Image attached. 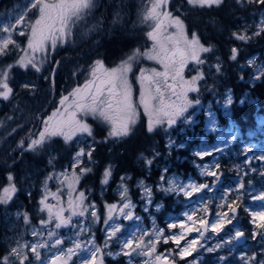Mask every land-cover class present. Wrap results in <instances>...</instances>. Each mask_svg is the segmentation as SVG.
<instances>
[{
    "label": "rangeland",
    "instance_id": "obj_1",
    "mask_svg": "<svg viewBox=\"0 0 264 264\" xmlns=\"http://www.w3.org/2000/svg\"><path fill=\"white\" fill-rule=\"evenodd\" d=\"M48 2L53 3L56 2V0H48ZM98 2L99 0H95L96 6L88 16L87 20L85 22H81L75 28H73L72 34L69 37V41L62 47L58 46L56 48V52H58V50L60 48H63L64 46L72 48L74 44L80 43L74 40L75 37L79 36V41H81L82 55L81 57H78V61L71 64V66L69 67L71 69V72L76 73L78 70L77 67L80 65V63L83 62L87 64V62L89 61L88 54L91 47L95 46L96 48L94 49H97V47L100 48V44L104 38L109 40L117 36L118 34H120L121 36H129L130 32L133 33L134 31H136V29L140 30L145 28L147 31L151 30V22H142L143 13L149 6L148 0H118L116 7H114V5L110 2V6L108 8L104 7L106 11L102 12V14L105 15L102 18L97 12V8L99 7ZM30 3L31 0L16 1L11 7H4V10L2 11L0 17V41H2L4 38H7L9 35L8 33L3 31V27L15 25L16 18L20 15H24L23 26H25V35L23 36L18 34L22 25H15V29L14 31H12V38L16 42V44L19 45V47H16V44H10L7 53L4 55H0V69H5L9 65L14 66L12 69V72L14 73L13 75L11 73L9 83L13 89L14 87L18 89V93L14 94L16 96L12 95L14 96L13 98H10L8 101L3 102L2 100H0V113H2V116L0 117V137L5 136L2 139L0 138V157L2 155V152L4 155H7L6 150L9 148H11L12 151L16 154L22 153V157L28 155L27 153H31L30 151H23L22 149H20L18 147L20 142L23 141L25 146H27V144L30 143V140L36 137L38 132L43 129L42 121L49 116L48 114L51 115V113L56 110L60 101L59 100L56 104H53V106L56 107L54 110H52V112H48L50 110L49 106H51V98L49 96L51 86H48V88L46 89L41 88L42 91L36 92V84L41 80L39 79L40 75L47 70L52 71L53 66L49 65L47 62L49 55L43 63L40 72H37L31 67H29L28 69H24L20 68L17 65L18 59L24 55V52L27 49V42L31 32V25L38 18L37 10L34 8H29ZM170 3L171 0H169V4L167 6L168 9H170ZM239 5L244 6V9L241 11L242 14L238 13L235 16L238 21L235 22V26L233 27L232 31H243V29L247 27L248 34L252 35L254 31L258 30L257 26L260 20L264 19V6L260 10V12H258L255 7L259 5V3H249L248 0H244L243 4ZM250 8H252V11H249ZM171 11H173V9ZM172 14L173 16H177L174 11L172 12ZM107 16L109 17L107 18ZM128 20L131 21V25L129 26ZM93 25H95V28H93ZM89 29L93 30L89 31ZM175 31V28L169 27L166 29L163 35L175 34ZM184 32L187 38L190 40L192 38V35H189L186 27L184 28ZM233 32L230 33L231 38H233ZM255 37H257L258 39V36H254L251 40H253ZM91 41L92 44H90ZM152 43L153 42L150 41L149 47L145 51L152 48ZM256 50L257 48H253L252 52ZM208 54L209 53H202L201 55L202 57L206 58ZM255 54L256 55H253L251 58L245 59L238 68L239 75L242 74V70H245V75L251 82H255L261 76H264V49L260 56L257 55V52ZM37 58L39 59V55L37 56ZM95 61L96 60H94V62ZM67 63L68 62L60 65L64 66L67 65ZM217 63H219V65L221 66L220 62H215L212 65H215ZM92 64H90V67ZM118 64L119 63L109 66L106 64V66L114 67ZM151 64L159 72L164 70L163 66L156 63L155 61L139 59L134 63L133 71L129 73V82L132 85L133 89V103L138 113L137 121L143 116L148 122V118L144 114L142 106L139 105L140 84L137 80V77L139 76V71L141 68L152 69L153 67L151 66ZM138 65H140V67H138ZM201 66L200 68L202 69ZM16 70L25 72L29 70L31 72L28 73L30 77H27V73H23L21 76ZM190 71L191 73H184L185 79H190L191 76L196 74V71H193L192 68L190 69ZM87 72L89 73L88 69ZM203 73L205 79H207L208 77L212 78L217 72L214 73L211 67L207 70V73H209L208 77L204 71ZM221 73L223 72L221 71ZM78 79L80 80L81 78L78 77L77 81ZM204 80L198 82V87L200 88L198 94H189V98H193L198 95L197 98L201 102L200 105L190 108L185 114L186 116L191 117L192 122L190 124L178 122L176 126L169 129L168 133H166V145L169 149L172 147L186 148L191 156L196 157L195 160H192L188 166L193 168L199 179H196L192 175L183 176L181 173H177L174 170H168V165L162 164L160 169L157 168L159 169V176L157 178V181L154 183H152L153 181L150 182L148 180V178H152L153 172H147L145 177L139 178L134 182H131V179H125L124 181V184L129 189L128 199H130L132 204L135 206L131 209V211L133 212L135 217H139V220H136L135 223L132 220L124 219V217L119 214L118 210L113 213V220L108 221L107 224L105 223V220L107 219L106 205L117 204L118 206H122L123 201H121L120 199L121 189L119 187L121 184L120 180L112 188V201L104 202L102 204V210L100 209V207H98L97 204H95V202H93L86 196V204H95L97 218H92L91 216L87 215L84 218L73 217V223L68 227L55 229V222H53L52 224H49L46 229H41L40 220L47 219V213H41L39 211V200L43 195V185L46 176L53 172H62L65 170L69 173V175H71V164L73 162L72 157L74 156L75 152L80 147H84L87 151L89 144L94 147V140L92 137L85 138L86 142L79 144L77 143V140H79L80 137H77L72 142H70L73 143V151L70 155L71 161L69 162V164L65 165L62 168L54 167L53 164L50 165L48 163L50 169L41 171L39 169H36L33 166V163L25 161L22 169L24 172L21 174V177L18 180L19 183L17 184L23 193L22 197L20 196L21 200H17V192L11 203H9L8 205H0V256L7 255L11 247L17 246V241H20V243L43 241L44 243L51 245L56 238L53 237L52 239H49L48 232L52 231L62 239V244L55 247L38 249V251L40 252L39 261L28 249H24V252L22 254H26L29 257L28 261H25V264H41L42 261H46L47 264H51V258L53 257V255L56 254L60 249H63L66 253L69 247L74 248V241L80 242L85 248H90L93 245L96 247H100L102 249V252L97 254V259L102 256L103 264H143V262L148 258L135 254H133V256L131 257L124 256L123 254L116 255V253L121 252L123 240L125 238H128V233L135 228L136 224H138L141 230H146L150 235L154 233L155 229L163 230L161 241L157 244V253L168 256L169 259L174 258L178 264H201L204 259V255L209 252L206 250L209 247L213 248L214 251L212 252L217 254L214 257V259L217 260L215 264H224V261H227L229 256L220 254L225 249L229 250V252L233 256H235L240 264H258L259 261L257 256L251 254L252 247H254L253 243L250 245L247 244L244 247H239L235 243V232L237 230H240L237 224V219L239 218L238 211H236V220L233 219L231 224L225 222L223 229L218 233L212 232L210 228H202L199 224V220L202 218L208 219L209 224H211L217 218L216 215L212 214L210 208V204L213 203V201H211V198L214 197L220 205L224 204L225 201H240L244 197L243 191L245 190L247 194H250L248 201L254 202L253 204H249L246 210H248L249 213L264 211V200L254 198L260 195H264V190L257 189L249 183H242V176L246 175L247 171L250 172L249 174H253L255 172L261 175L264 174V160L258 159L259 157L264 156V148L260 143L251 139L254 136V133L259 132L264 125V117L259 119V126L256 128V130L248 135V139L250 140L244 143L243 139L240 138V132L233 124L230 123L228 128L223 129L218 125L217 122L215 108H220L224 115L228 114L229 104H226V100L229 95H231L233 99L231 91L229 89H226V91H224L222 95L216 94L215 97H213V100H202L204 92L201 89H203L205 83H208V81L204 83ZM25 84H28L29 87H23V85ZM69 90L70 89H68V91ZM68 91L66 92L65 89L64 95L72 92V90H70L69 92ZM63 96H60V99ZM37 100L38 102H36ZM20 102H22V104L18 105V103ZM44 103L49 106L47 107L46 111L40 112L41 110H39V108ZM37 111H39L40 113H38ZM77 117L83 119L87 123L88 120L91 119L92 121L99 122L100 124L105 126L107 130L109 128V125L99 119L93 118V116L91 115L84 116L83 113H78ZM212 120H214L215 122V131L211 130L210 121ZM198 123L202 125V129L204 130L203 135L190 134L185 130L187 129L186 125L194 126ZM189 137H198L199 140L194 145L188 146L189 140L187 139ZM218 148L222 149V151H215V149ZM238 150L240 153H238ZM204 151H209L212 154L205 156L197 155L198 152ZM155 155L157 157V154ZM231 155H239L242 158L241 161L244 166L233 164L235 169H229L231 175L227 177L229 178V181H231L232 179L235 180L234 184L231 187L222 188L221 192H218L220 186L224 181L223 169H221V167L219 166V169L217 170L216 167L217 165H219L218 159H221L222 156L230 157ZM156 157L153 156L147 159L154 160ZM49 158H54L53 160L55 161L56 153L54 149H51L48 152V160ZM91 159L93 158L91 157ZM91 159L89 160L87 156L83 157V163L80 165V168L91 167L92 164H94V160L92 161ZM158 164L159 163H155V169ZM246 166L248 167L246 168ZM80 168H77L75 170L77 174H79ZM165 169H167L166 172ZM253 169L255 171H253ZM206 170L217 171L220 179L217 181L216 177L206 175ZM238 172H240V175L236 176ZM161 176H164V180H161ZM124 177L129 178V176ZM141 181H143V184L146 187L152 188V195L150 198L151 203L148 202L149 198L144 196L143 194V189L140 187ZM169 181H175V184L172 185V187L176 189L175 191L164 190L170 186ZM36 182L37 184L39 183V192L37 195L38 197L35 200V198H33L34 195L32 192L34 188L32 189V187H35ZM241 183L244 185L243 188L239 187ZM6 184L7 182L3 186H6ZM192 184H208L209 187L199 192H192V195L190 197L185 196L184 192L179 190L181 186L187 189L188 185ZM107 185L102 184V186H104L102 191L107 189ZM248 185L251 186L250 189H247ZM58 187L61 188L60 206L66 208L68 200V189L66 185L62 186L54 181L48 182V188L51 191H57ZM229 190L234 192V198H232L231 194H229ZM79 191L84 190H81L79 188L78 183L76 185V191L73 193V197L78 195ZM166 196H172L175 199L176 203L181 204L182 208L179 212H177L176 210L169 211L165 209V206L162 203L161 199L162 197ZM158 197H160V199ZM221 197H224V200H221ZM48 202L51 204H56V201L52 200L51 198H49ZM28 204L32 205L31 213L26 211V207ZM157 206H159V210H157ZM233 206L238 209L237 205ZM146 207L148 209L147 211H145ZM219 211H227L226 205ZM17 213L21 214L19 218L17 217ZM25 213H27L30 218L29 224L24 223L23 214ZM186 213L192 214V220L187 219V216L185 215ZM68 215L69 213L65 212V216ZM228 215L231 216L232 213L229 212ZM101 216L103 217V224L101 226V229L96 232L98 220H100ZM250 219L251 224L256 225L261 223L260 220H257L255 223H253L252 216L250 217ZM76 221H81V223L77 225ZM193 221H197V223L193 224ZM172 222H175L178 225L175 229L168 228L169 223ZM180 223H184L186 225L185 229H181L179 227ZM112 224L120 225L121 231L116 233V235L109 240L107 239L108 232L111 231L109 225ZM189 226L193 228V231L191 233H188L186 231V228ZM34 228L41 230L42 235L34 237L32 235V231ZM80 228H83L84 230L81 232L79 231ZM260 230L261 232L264 231L262 229ZM182 232L184 233L185 239L180 242L181 247L185 246L188 241H196V244L194 245L195 250L192 251L190 255L185 256L183 259H181L177 255V253L179 252V248L175 243H173L170 239L168 243L163 242L165 238L170 237L173 233L181 234ZM257 232L258 231H254L256 235L252 236L251 240H253L257 236ZM148 238V236L144 237L145 240H147ZM106 240L108 247L104 246ZM1 242L4 243V246L1 245ZM217 245L220 246L217 247ZM256 245H258V243H256ZM133 247H135V243L133 244ZM109 251L112 252L113 255H107L106 253ZM128 251H131V249H128ZM258 252L262 255L264 254V252ZM83 256H88L89 259H91L89 253L81 250H76V254L72 256V259L68 261V264H80V259ZM221 257H223V259H221ZM251 257H255L256 259H250ZM64 258L66 259V256ZM13 260H15V264H19V260L17 258L13 257ZM59 264H61V262H59Z\"/></svg>",
    "mask_w": 264,
    "mask_h": 264
},
{
    "label": "snow or ice",
    "instance_id": "obj_2",
    "mask_svg": "<svg viewBox=\"0 0 264 264\" xmlns=\"http://www.w3.org/2000/svg\"><path fill=\"white\" fill-rule=\"evenodd\" d=\"M244 0H236L237 4H243ZM249 3L256 2L264 5V0H248ZM224 3V0H187V4L193 8H211L213 6L219 7ZM169 0H148V7L143 13L142 22H151V30L147 31V38L152 41V48L147 51H141L135 49L130 55L122 60L117 66L107 67L103 60L97 59L89 69V78L84 82L82 86H77L73 89L70 95L74 98L69 102V96H63L58 107L51 113L46 119L42 121L43 129L38 132L35 138L30 140V143L25 146L21 141L19 148L23 151H30L39 154V151L44 150V146L50 143L53 138L60 137L65 144H69L75 138L80 137L77 143H85L87 137H93L92 127L83 119L77 117L78 113H83L84 116L91 115L95 119H99L109 125L108 137L114 140H120L128 137L133 129V126L137 121V109L133 103V89L129 82V73L133 71L134 63L139 59H147L155 61L161 64L164 68L163 72L157 71L155 68L146 69L141 68L137 80L140 84L139 105L142 106L144 114L148 118L147 131L152 133L159 126L165 133H168L169 129L173 128L178 122L184 124H190L192 122L190 116L185 114L190 108L200 105L201 102L196 97L189 98L190 93H199L200 88L198 82L205 79L204 73L200 68L201 65L206 63V58L202 57V53H212L213 48L211 46H203L199 38L193 33L192 38L189 40L184 32V23L179 16H173V14L167 10ZM95 0H56V2L49 3L48 0H31L29 8L36 9L38 12V18L31 25V32L28 37L27 49L24 55L21 56L17 65L20 68L28 69L29 67L35 69L37 72L41 71L42 65L58 46L62 47L69 41V37L72 34L73 28H75L81 22H85L92 10L95 8ZM15 25H22L20 27L19 35H25L24 15H20L16 18ZM15 25L3 27V31L8 33V37L0 41V55L7 53L10 44H16L12 38V31L15 29ZM175 28V34H169L164 36L163 33L167 28ZM95 28V25H93ZM258 30L254 31L252 35L248 34V29L245 27L243 31H235L232 33V37L235 40L241 42H247L254 36H260L264 34V19H261L258 26ZM93 29H89L92 31ZM171 44V48L168 45ZM16 47H19L16 44ZM238 49L233 47L229 59L232 61L237 60ZM39 55V59L37 56ZM219 60V57H217ZM189 63L193 64L196 69V74L191 76L190 79L184 78L185 69ZM13 65H9L5 69H0V100L8 101L13 95V88L10 86L9 79L12 73ZM216 72L221 70L219 63L212 65ZM163 79V84L161 83ZM171 79V83H169ZM23 87L28 88L29 85L25 84ZM167 95V99H166ZM232 103L231 95L228 96L226 104ZM211 130L215 131L214 120L210 121ZM39 150V151H38ZM95 148L89 144L88 150L84 147H80L72 157V173L65 170L62 172H53L46 176L43 185V195L39 200V211L41 213H47V219H41V229H46L49 224L54 223L55 229H61L62 227H68L73 223V217L84 218L91 216L97 218L96 206L94 203L86 204L87 197L84 191H79L78 195L73 197V193L76 191V185L79 183L81 176L90 172V167L80 168L83 163L82 158L87 156L89 160L92 157V153ZM215 151H222V149H215ZM22 154V153H21ZM209 151L198 152L197 155L205 156L211 155ZM54 158H49L48 163L53 164ZM258 159L264 160V156ZM144 163L147 166L153 164V159L144 158ZM217 170L219 165L216 166ZM80 168L79 174L75 171ZM167 169H165V172ZM253 171H255L253 169ZM208 176L216 177L218 181L220 179L217 171L206 170ZM112 175L111 167L105 169L103 173L102 184L107 185ZM126 178L120 177V199L123 201L122 206L117 204H108L107 219L105 223L113 220V213L119 211V214L126 220L135 221L139 220V217H135L131 209L135 207L131 200L128 199V187L124 184ZM161 180H164V176H161ZM7 184L0 188V205H8L13 201V198L18 192L16 185V177L11 171L6 176ZM54 181L59 185H66L68 192L67 207L61 205V188H57V191L53 192L48 188V182ZM175 181H169V187L164 189L165 191H175L172 187ZM140 187L143 189L144 196L148 197V202L151 203L152 188L146 187L143 181L140 182ZM208 184L203 185H188L187 189L183 186L180 187V191L184 192L185 196L190 197L192 192H199L205 188H208ZM240 188L244 185L241 183ZM230 191V190H229ZM30 195V193H29ZM49 198L56 201V204L49 203ZM255 199L264 200V195L254 197ZM224 200V197H221ZM235 202L225 201L220 207H227L225 212H216V219L209 224L208 219H200L199 224L202 228H210L214 233L220 232L225 222L231 224L236 217V208L233 206ZM127 210V211H126ZM147 207L145 211H147ZM159 210V206H157ZM65 212L69 213L65 216ZM232 213L231 216L228 213ZM21 214L17 213L19 218ZM188 220H192V214L186 213ZM252 222L255 223L260 220L261 223L256 224V227L264 230V211L251 212ZM23 220L25 224L30 223V218L27 213L23 214ZM81 221H76L79 225ZM197 221H193V224ZM177 223H169V229H175ZM111 231L108 232L107 239H111L116 233L121 231L120 225H109ZM179 227L185 229L186 225L180 223ZM80 228L79 231H83ZM107 231V229H106ZM186 231L191 233L192 227H187ZM32 235L38 237L42 235L41 230L33 229ZM163 235V230L155 229L153 234H149L146 230H141L139 225L136 224L135 228L128 233V238H125L122 243L120 253L124 256H133V254L146 257L143 264H177V261L169 259L168 256L157 253V244L160 243ZM244 233L240 230L235 232V239L243 237ZM253 235H256L255 233ZM49 239L56 237L53 244L48 245L43 241L39 242H24L17 241V246L11 247L7 255L0 256V264H15L13 257L19 260V264H25L29 257L26 254H22L24 249H28L35 258L40 260V252L38 249L46 247H55L62 244V239L52 231L48 232ZM145 236L149 238L144 239ZM261 236L264 237V231L261 232ZM169 239L177 245L179 252L177 255L183 259L185 256L190 255L195 250V240L188 241L183 247L180 246V242L185 239L184 233H173L170 237L163 240L164 243H168ZM135 243V247L133 244ZM105 247H108L107 240L105 241ZM220 245H217L219 247ZM131 249V251H128ZM76 250L85 251L90 254L91 259L88 256H83L80 259V264H103L102 256L97 259V254L102 252L100 247L92 246L85 248L78 241H74V248L69 247L65 253L63 249H60L51 258V264H68V261L72 259V256L76 254ZM209 252L214 251L209 247L206 249ZM107 255H113L112 252H107ZM66 256V259L64 258ZM223 259V257H221ZM250 259H256L251 257ZM41 264H47L46 261H42ZM258 264H264V261H259Z\"/></svg>",
    "mask_w": 264,
    "mask_h": 264
},
{
    "label": "trees",
    "instance_id": "obj_3",
    "mask_svg": "<svg viewBox=\"0 0 264 264\" xmlns=\"http://www.w3.org/2000/svg\"><path fill=\"white\" fill-rule=\"evenodd\" d=\"M114 1L115 0H111V4H113ZM263 6L264 5L259 4L255 8L260 12ZM169 8L170 10L173 9L175 14L182 19L189 35L195 33L202 45L206 47L211 46L213 48V52L206 56V63L201 66L207 77L209 76L207 70L212 67L213 63L220 62L221 64V70L219 72L216 73L215 69L212 67V71L216 74L212 78L208 77L204 80V83L206 81H208V83H205L203 89H201L204 92L202 100H213L216 94L222 95L226 89H229L233 95V99L232 103L229 105L228 114L224 115L220 108H215L218 125L224 129L228 128L230 123L233 124L240 132V138L243 139V142H248L250 140L248 139V135L256 130L259 126V119L264 117V76H261L255 82H251L245 77V70H242V74L239 75L238 68L245 59L256 55V52L257 55H261L264 49V34L258 36L257 41H254L253 45L243 44L241 41L231 38L230 33L233 32L235 21H238L235 16L244 9V6L237 4L236 0H224V3L219 7L213 6L211 8H193L187 4V0H171ZM234 11L237 12V14ZM249 11H252V8H250ZM119 35L120 34L109 40L106 39L102 41L100 44L101 47H97L100 57H103L108 65L117 64L126 56L130 55L135 49L143 50L147 47L148 38H144V33L141 32V29H136L133 33L130 32L131 36ZM127 37L129 42H126ZM234 45L235 48L238 49L236 61L229 59L231 49ZM253 48H257V50L252 52ZM118 49L121 50V57L115 55V51ZM217 57H219V60H217ZM88 63L89 61L87 64L83 62L80 63L76 73L71 72L69 68L71 64H73L72 62L64 66H58L55 80L50 83L51 91H49V96L51 98V106L44 103L39 108V110H41L40 112L46 111L48 106L50 109L48 112H52V110L55 109L56 106L54 107L53 104H56L60 100V96L64 95L65 89L66 92L68 89L71 90L85 78L87 69L90 67ZM221 71L223 73H221ZM80 72L81 75H79ZM13 73L14 72H12V75ZM18 73L22 76L23 73L28 74L31 72L28 70L27 72L18 71ZM27 77H30V75L28 74ZM78 77L81 79L77 81ZM36 102H38V100ZM20 104H22V102L18 103V105ZM37 112L40 113L39 111ZM1 116L2 113H0V117ZM88 123L93 128L92 138L94 140L95 151L92 154L93 159L91 160H94V164L90 167L92 169L90 172L82 175L79 188L84 190L86 196L95 202L101 210L104 202L112 201V188L120 181L121 176H129L131 182H134L139 178L145 177L147 172H153L152 178H148V180L154 183L159 176L158 170L161 168V165L166 164L168 165V170H174L177 173H181L183 176L192 175L196 179H199L193 168L188 166L196 157L191 156L186 148L172 147L169 149L166 145V133H164V130L158 126L154 132L149 133L147 131V120L143 116L133 126L131 134L120 140L109 138L107 128L99 122L89 119ZM200 123L194 126L186 125L187 129L185 130L190 134L203 135L204 130ZM4 137L0 138L2 139ZM251 139L260 143L264 148V125L259 132L254 133ZM187 140H189L188 146H190L198 142L199 139L198 137H189ZM72 144L73 143L65 144L63 139L53 138L50 143L45 144L43 151L38 150L39 154L31 152L27 153V157H24L28 158L36 169L41 171L49 170L48 152L54 149L56 159L55 161L53 160V165L54 167L62 168L71 161L70 155L73 151ZM6 151L7 155L3 154V156L0 157V188L7 182L6 176L9 171L16 177V185L19 183L18 180L24 172L20 167L22 164H18L20 160V157H17L18 153H14L11 148ZM238 153H240L239 150ZM155 154H157V157ZM153 156L156 157L153 160V164L147 166L144 163V158ZM25 158L23 159L24 161L26 160ZM241 160L242 158L239 155H231L230 157L222 156L221 159H218L219 166L224 171V181L218 192H221L222 188H228L234 184L235 180L232 179L229 181L227 177L231 175L229 169H235L233 164L244 166ZM155 163H159L156 169ZM109 167H111L112 175L108 182L107 189L102 191L104 188L101 183L103 173L105 169ZM247 167L248 166H246V168ZM249 173L250 172L247 171V174L242 176V183H249L257 189L264 190V174L261 175L256 172L253 174ZM239 175L240 172H238L236 176ZM38 184L36 182L35 187H32V189L34 188L32 192L35 200L39 192ZM250 187L251 186L248 185L247 189H250ZM17 188V200H21L23 193L18 185ZM243 193V199L235 201L233 204L238 206L239 218L237 219V224L240 230L250 238L254 236V231H258L257 236L252 240L254 247H252L251 254L256 255L258 261H264V254L262 255L258 252H264V237L260 235L261 230L258 229L256 225L251 224V215L249 211L246 210L248 205L254 202L248 201L250 194H247L246 190L243 191ZM229 194L234 198L233 191H230ZM158 198L160 199V197ZM161 200L166 210H176L179 212L182 208L181 204L176 203L172 196L162 197ZM211 201H213V203L210 204V208L212 214L215 215L221 207L214 197L211 198ZM31 206V204H28L26 207V211L29 213H31ZM102 224L103 217L101 216L100 220H98L96 232L101 229ZM256 243H258V245H256ZM1 245L4 246V243L1 242ZM220 254L229 256L227 261H224V264H240L229 250L225 249ZM216 255L217 254L213 252L206 253L201 264H215L217 262V260L214 259Z\"/></svg>",
    "mask_w": 264,
    "mask_h": 264
},
{
    "label": "flooded vegetation",
    "instance_id": "obj_4",
    "mask_svg": "<svg viewBox=\"0 0 264 264\" xmlns=\"http://www.w3.org/2000/svg\"><path fill=\"white\" fill-rule=\"evenodd\" d=\"M10 2V0L8 1V0H0V17H1V14H2V11L4 10V7H6V4H8V3ZM110 2H111V0H109V1H106V0H99V2H98V4H99V7L97 8V12H98V14H99V16L102 18L103 16H105V15H103L102 14V12H104V11H106V9L104 8V7H106V8H108L109 6H110ZM117 2H118V0H115L114 1V3H113V5H114V7H116V4H117ZM167 10L168 11H170L171 13L173 12V11H171L170 9H168L167 8ZM101 14V15H100ZM109 16H107V18H108ZM129 25H131V21H129L128 20V26ZM142 27V26H141ZM144 28V27H143ZM141 32H143L144 33V38L145 37H147V35H146V33H147V30L144 28V29H141ZM166 35H168V34H165L164 36H166ZM76 42H80V43H78V44H74L73 45V47L72 48H68L67 46H64L63 48H60L59 50H58V52H56V49L54 50V51H52L51 52V54L49 55V57H48V64L49 65H52L53 66V68H52V71H50V70H47V71H45V72H43L41 75H40V77H39V79H41L39 82H37V90H36V92H40V91H42L41 90V88H43V89H46V88H48V86H50V83L51 82H53V80H55V76L57 75V72H58V66H60V64H64V63H66V62H68V63H70V62H72V63H74V62H76V61H78V57H81V55H82V51H81V41H79V36L78 37H75V39H74ZM106 39L104 38L102 41H105ZM254 41H257V37H255L253 40H250V41H247V42H242L243 44H249V45H253V42ZM126 42H129V39H128V37L126 38ZM241 43V42H240ZM90 44H92V41H91V43ZM149 44H150V41H149V39H148V44H147V47L146 48H144L143 50H141V51H145L148 47H149ZM168 47L169 48H171L172 46H171V44H169L168 45ZM234 47H235V45H234ZM94 48H96L95 46H93V47H91V49H90V51H89V61H90V63H89V65L90 64H92L93 62H94V60H97V59H100V60H105L103 57H100V55H99V53H98V50L97 49H94ZM124 49H125V47H124ZM15 54H17V53H15ZM120 54H121V50L120 49H118V50H116L115 51V55L117 56V57H121L120 56ZM127 57V56H126ZM125 57V58H126ZM5 58V57H4ZM75 58V59H74ZM124 58V59H125ZM248 58H250V57H248ZM247 58V59H248ZM124 59H122V60H124ZM1 60V59H0ZM121 60V61H122ZM121 61H119L118 63H120ZM142 61V60H141ZM143 62V61H142ZM104 63H105V65L107 64L105 61H104ZM108 65V64H107ZM109 66V65H108ZM151 66L153 67V68H155L152 64H151ZM138 67H140V65H138ZM90 68V67H89ZM193 69V71H196V69H195V66L193 65V64H191V63H189V65H188V67L185 69V72L184 73H191V71H190V69ZM88 71H89V69H88ZM164 70H162V71H160V72H163ZM79 75H81V72H80V74ZM245 77L247 78V76L245 75ZM89 78V75H88V72H87V75L85 74V78H83V80L82 81H80L79 82V84L78 85H76L74 88H76L77 86H82L83 84H84V82L87 80ZM169 83H171V79H169V81H168ZM161 83L163 84V79L161 78ZM74 88H72L71 90L73 91V89ZM17 94L18 93V89L16 88V87H14V89H13V95L14 94ZM70 93L71 92H69V93H67V94H65V95H68L69 96V102H71L74 98L70 95ZM33 94H35V93H33ZM64 95V96H65ZM14 96H16V95H14ZM14 96H12L11 98H13ZM190 96V95H189ZM166 99H167V95H166ZM18 100V99H17ZM3 102V101H2ZM58 107H60V105L58 104V106H57V108ZM56 108V109H57ZM49 115V114H48ZM1 156H3V152H2V155ZM17 157H20V160L18 161V164H22L20 167H21V170L23 169V166H24V163H25V161H27V162H30V160H28V158H25L24 156L22 157V155L20 154V153H18V155H17ZM26 159L25 161L23 160V159ZM2 159V158H1ZM247 244H252V240L251 239H248L247 240V242H246V245Z\"/></svg>",
    "mask_w": 264,
    "mask_h": 264
},
{
    "label": "water",
    "instance_id": "obj_5",
    "mask_svg": "<svg viewBox=\"0 0 264 264\" xmlns=\"http://www.w3.org/2000/svg\"><path fill=\"white\" fill-rule=\"evenodd\" d=\"M236 210L238 211V209H236ZM246 240H247V235L244 233L243 237H241L239 239H235V242H236L237 246L244 247L246 244ZM57 264H59V262H57Z\"/></svg>",
    "mask_w": 264,
    "mask_h": 264
},
{
    "label": "bare ground",
    "instance_id": "obj_6",
    "mask_svg": "<svg viewBox=\"0 0 264 264\" xmlns=\"http://www.w3.org/2000/svg\"><path fill=\"white\" fill-rule=\"evenodd\" d=\"M16 1H19V0H10V2L8 3V4H6V6H12ZM8 7H5V8H8ZM240 9H242V8H240ZM239 11V10H238ZM235 12V11H234ZM241 12V11H240ZM245 12V11H244ZM236 14H237V12H235ZM239 13V12H238ZM242 14V13H241ZM244 14V13H243ZM236 20V19H235ZM236 22V21H235Z\"/></svg>",
    "mask_w": 264,
    "mask_h": 264
}]
</instances>
